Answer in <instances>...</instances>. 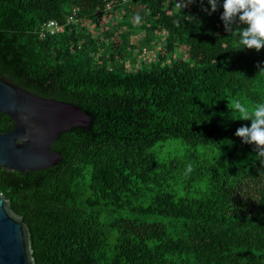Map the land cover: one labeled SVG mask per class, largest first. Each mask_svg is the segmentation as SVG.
<instances>
[{
    "label": "trees",
    "instance_id": "1",
    "mask_svg": "<svg viewBox=\"0 0 264 264\" xmlns=\"http://www.w3.org/2000/svg\"><path fill=\"white\" fill-rule=\"evenodd\" d=\"M127 3L144 4L151 29L164 27L160 54L185 42L188 61L126 71L114 51L90 57L89 28ZM222 3L212 12L208 0L182 9L177 0H0V75L90 119L58 133L56 165L0 168V194L28 226L35 264H264V164L235 135L251 121L221 116L238 97L250 111L264 102V48L236 50L246 25L226 31ZM12 125L0 112V132ZM173 140L184 151L162 155ZM224 140L227 156L208 161L205 148ZM179 181H193L195 195L178 194Z\"/></svg>",
    "mask_w": 264,
    "mask_h": 264
},
{
    "label": "water",
    "instance_id": "2",
    "mask_svg": "<svg viewBox=\"0 0 264 264\" xmlns=\"http://www.w3.org/2000/svg\"><path fill=\"white\" fill-rule=\"evenodd\" d=\"M0 112L13 125L0 132V168L28 173L56 165L61 153L51 149L61 131L86 128L89 116L79 106L31 93L0 75ZM0 264H35L30 232L22 216L0 194Z\"/></svg>",
    "mask_w": 264,
    "mask_h": 264
},
{
    "label": "rangeland",
    "instance_id": "3",
    "mask_svg": "<svg viewBox=\"0 0 264 264\" xmlns=\"http://www.w3.org/2000/svg\"><path fill=\"white\" fill-rule=\"evenodd\" d=\"M170 1V0H168ZM126 6V7H124ZM146 8L144 4L136 6L135 4H118L114 5L109 11L108 18H105V12L102 11L101 24L96 29L90 27V35L92 42L85 45V52L89 56L94 57L95 50L99 53H112L117 66H122L126 71H136L137 69L147 70L151 65H164L169 64L170 61L181 59L184 63L188 61L187 44L185 42L175 43L173 50L164 51L163 45L166 43L167 34L164 27L159 25V28L151 29L150 23L152 21L151 15L145 19L142 18ZM144 12V13H143ZM167 12V10H166ZM169 13V11H168ZM158 27V26H157ZM92 30H94L92 34ZM96 33V34H95ZM111 36H114L112 38ZM133 45V46H131ZM96 59V57H95ZM104 64H109L107 60L101 59ZM239 100L245 105V101L238 97L234 101ZM229 104V102H228ZM221 116L226 119H232L231 110L227 107L226 111L221 113ZM163 154H169L175 150L182 153L184 148L179 140H173L171 144H164ZM230 144L228 141H222L220 144L207 146L205 149L206 159L210 162H217L222 157L227 156V147ZM192 185L188 187V185ZM193 181L187 183L186 181H179L175 188L180 195H195ZM126 214L123 210L113 211L111 216H120Z\"/></svg>",
    "mask_w": 264,
    "mask_h": 264
},
{
    "label": "clouds",
    "instance_id": "4",
    "mask_svg": "<svg viewBox=\"0 0 264 264\" xmlns=\"http://www.w3.org/2000/svg\"><path fill=\"white\" fill-rule=\"evenodd\" d=\"M190 2L192 0H177L181 9ZM208 4L211 5L212 12L217 10L218 0H208ZM222 7L221 19L226 31H232L233 24L237 22L239 25H246L235 30L241 45L236 50L260 51L264 48V0H223ZM203 10L209 11L207 8ZM260 71H264V67ZM227 107L231 110L232 119L251 121L250 126L239 127L235 135L242 142L255 145L256 159L264 164V102L255 105L251 111L239 100L229 101ZM228 143L231 144L232 141L229 140Z\"/></svg>",
    "mask_w": 264,
    "mask_h": 264
},
{
    "label": "built area",
    "instance_id": "5",
    "mask_svg": "<svg viewBox=\"0 0 264 264\" xmlns=\"http://www.w3.org/2000/svg\"><path fill=\"white\" fill-rule=\"evenodd\" d=\"M70 18L71 17H69V19ZM43 26H44V28L49 30L50 33H54L55 31H57L59 29V26L55 20H49V21L45 22Z\"/></svg>",
    "mask_w": 264,
    "mask_h": 264
}]
</instances>
